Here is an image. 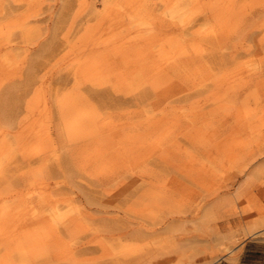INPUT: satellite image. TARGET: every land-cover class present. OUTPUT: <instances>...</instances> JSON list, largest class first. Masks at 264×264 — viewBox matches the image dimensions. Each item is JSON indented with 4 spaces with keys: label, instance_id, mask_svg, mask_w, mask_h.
Wrapping results in <instances>:
<instances>
[{
    "label": "rangeland",
    "instance_id": "rangeland-1",
    "mask_svg": "<svg viewBox=\"0 0 264 264\" xmlns=\"http://www.w3.org/2000/svg\"><path fill=\"white\" fill-rule=\"evenodd\" d=\"M56 198L89 215L42 264L264 242V0H0V235Z\"/></svg>",
    "mask_w": 264,
    "mask_h": 264
},
{
    "label": "bare ground",
    "instance_id": "bare-ground-1",
    "mask_svg": "<svg viewBox=\"0 0 264 264\" xmlns=\"http://www.w3.org/2000/svg\"><path fill=\"white\" fill-rule=\"evenodd\" d=\"M111 136H116L112 133ZM260 205H263L262 203ZM69 210H77V215L62 213V208ZM34 220L22 219L19 222L12 224L13 234L10 238L7 232L1 233V241L6 245L4 253L5 264H42L43 259H54L60 253L63 245V232L69 231L72 226L80 224L83 217L88 216L86 210L80 208L69 200L53 199L45 200L41 205H33ZM264 211V208H261ZM15 214V213H13ZM8 211V218L13 215ZM78 220V221H77ZM11 221V220H9ZM27 227H33L35 230L24 233L23 230ZM15 237V241L11 240ZM114 244H109L107 247L113 257H118L120 250L124 247L116 248Z\"/></svg>",
    "mask_w": 264,
    "mask_h": 264
},
{
    "label": "crops",
    "instance_id": "crops-1",
    "mask_svg": "<svg viewBox=\"0 0 264 264\" xmlns=\"http://www.w3.org/2000/svg\"><path fill=\"white\" fill-rule=\"evenodd\" d=\"M214 264H264V242L248 240L240 247L235 261L226 257Z\"/></svg>",
    "mask_w": 264,
    "mask_h": 264
}]
</instances>
